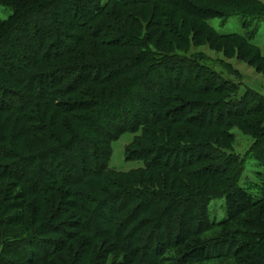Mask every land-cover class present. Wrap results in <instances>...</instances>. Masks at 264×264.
I'll list each match as a JSON object with an SVG mask.
<instances>
[{
  "label": "trees",
  "instance_id": "trees-1",
  "mask_svg": "<svg viewBox=\"0 0 264 264\" xmlns=\"http://www.w3.org/2000/svg\"><path fill=\"white\" fill-rule=\"evenodd\" d=\"M64 1L0 0V6L13 11L9 20H0V122L9 124V133L11 124H22L31 135L33 126L48 133L45 119L70 120L65 132L56 134L58 138L49 135L58 145L55 152H61L55 156L64 158L59 172L47 170L51 160L36 167L38 153L19 152L23 154L16 158V152L9 156L0 148V180L11 179L19 189L16 196L20 195L19 201L9 204L13 208L8 210L16 214H0V264H107L112 254H122L123 264H199L222 259L264 264V94L252 88L241 94V87L188 58L192 40L186 33L188 16L203 25L210 18L242 16L244 26L253 30V24L264 21V2ZM139 6L150 8L143 12ZM252 30L244 36H228L247 46L249 55L258 52L252 43L256 29ZM32 43L38 48L31 49ZM84 46L101 53L118 48L125 56L100 57L84 51ZM257 55L264 61V55ZM225 92L228 96L212 100ZM244 115L256 119L253 142L246 152L235 154L213 135L221 131L217 124L227 123L225 118ZM78 121L84 129L75 133ZM211 129V137H201V130ZM132 131H142L144 144L135 140L128 160L141 161L149 170L165 167L175 177L190 180H181L184 190L185 183L189 192L201 193L175 192L180 186L176 178L162 177L161 182L158 177L153 185L143 175L137 180L142 170L108 171L112 143ZM157 157H166L164 166L153 160ZM193 179L202 184L193 186ZM132 181L136 186L127 188ZM111 182H117V191H131L110 217L108 201L116 200L118 193L100 194ZM219 198L225 200L226 218L218 224L210 210ZM133 202L139 214L144 209L151 216L140 220L132 216L121 223L122 212L133 209ZM101 203L103 210L97 209ZM89 222L91 230L85 226ZM216 228L222 231L219 239L205 235ZM86 233L92 238L109 235L105 245L110 244L104 248L102 242L95 252Z\"/></svg>",
  "mask_w": 264,
  "mask_h": 264
},
{
  "label": "rangeland",
  "instance_id": "rangeland-1",
  "mask_svg": "<svg viewBox=\"0 0 264 264\" xmlns=\"http://www.w3.org/2000/svg\"><path fill=\"white\" fill-rule=\"evenodd\" d=\"M69 0H65L64 2H67ZM264 2V0H261ZM138 10H143L145 12L148 10L150 7L147 6H139ZM227 11V10H226ZM154 12V11H153ZM152 13V11L150 12ZM140 15L141 13L138 12ZM13 15L12 9L5 7V6H0V20H9L10 17ZM142 16V14L140 15ZM151 15L149 16V19L146 21L150 22ZM192 17L188 16L187 17V25H189L186 29V33L190 36L192 40L191 44V49L187 54L188 58H193L195 61H197L200 65H205L206 68L213 70L217 74H219L222 78L226 79L228 83L236 86V87H241L240 92L241 94L244 92L246 88H252L260 93L264 94V61L258 59L257 53L260 55H264V21L262 22H257V24H253L254 29H256V34L254 38L252 39V43L257 46L258 52L252 53L249 55L250 50L248 49L247 46H241L239 41L235 38H230L228 37L229 35H234V34H239V35H246L247 30L251 31L252 28H248L251 25L244 26V20L242 16H231L227 18H210L207 20V25H203V22L200 21V23L196 22H191ZM150 24V23H149ZM92 28V27H90ZM204 28V29H203ZM254 29L252 31H254ZM215 32V33H214ZM217 33V34H216ZM195 40V41H194ZM22 43V42H21ZM21 43L16 44L17 48L19 49V46ZM31 49H36L38 47L35 46V44L29 45ZM240 47V49H239ZM247 47V48H246ZM91 50L93 51V55L97 56H104L106 57H121L125 56V52L117 49L113 50H105L103 53H101V49L97 50L95 48L91 49L88 48L87 46L83 47V50ZM161 50L164 49V47L160 48ZM247 52V53H245ZM24 52H21L23 55ZM165 54V53H164ZM32 57L35 59V56L32 55ZM25 62H27V59L25 57H22ZM194 64V63H192ZM210 78V77H209ZM208 78V79H209ZM207 79V80H208ZM206 83V81L204 82ZM115 88L118 87V90H121L122 87L117 86L121 85L122 82L118 81L116 84L113 83ZM147 85L154 86L155 83L153 82H148L146 83ZM224 87V86H223ZM236 94L232 95L235 96ZM228 96V92L224 93L223 95H215L212 97V100H217V99H222L224 97ZM212 111H215V107L211 109ZM41 114V113H40ZM252 115H244V116H235L231 118H225L224 120H228L227 123L222 121V124H217L216 129L221 130L218 132V134L213 135L212 130H201L202 138L206 137H211V135L214 136L216 140H218V144L221 146L227 147L228 150H230L232 153L238 154V153H243L246 152V150L250 147L251 143L253 142V137L251 135L252 129L254 128L255 118L251 117ZM62 117V116H61ZM3 118H1L2 120ZM58 121L56 123L49 122V120L45 119L48 125V128H45L48 133H40V131L36 130V127H32V133L31 135H27V130L25 129V126L22 128V124H11L12 126V132H8V126L9 124H4V119L0 122V148H5L7 150V154L9 156L12 155V152H16L13 157L18 158V156L22 155L23 153L30 154L38 153L36 158V167L39 165L42 166H47V162H49V165L47 166V170L51 171H60L59 166L64 162V158L61 157H56L55 153H61L59 150L55 149L57 148V143L54 141L50 140L51 135L54 134H63L65 131V126L66 124H70V120H66V117L62 119L56 118ZM65 119V120H63ZM80 128L78 130H75V133L83 131V126L82 121H78ZM64 123V124H63ZM88 124V123H87ZM86 126V124H85ZM28 127V125L26 126ZM69 127V126H68ZM226 127V128H225ZM221 128V129H220ZM224 128V129H223ZM45 130V131H46ZM189 132L193 131L194 129H188ZM224 130V132H223ZM29 131V130H28ZM44 131V132H45ZM38 132V133H36ZM40 133V134H39ZM232 134V136L230 135ZM50 135V137H49ZM16 136V138L14 137ZM217 136V137H215ZM57 137V136H56ZM58 138V137H57ZM143 134L142 131H137L136 132H127L120 136L116 141L112 143L111 149L113 151V154L111 156V161L108 166V171H113L115 173H127V172H136L142 170V172L136 174L137 180H140V176L143 175V178L148 179L151 178L153 185L157 184V182L153 181L159 177V181H161V178L166 177L167 181H169L171 178H176L177 182L179 183V187H177L175 192H181V193H187L188 195H198L201 193L196 192V191H191L189 192V184H183L185 190L182 188V183L181 180L187 179L186 177H175L173 173L169 172V169H165V167H159L156 168L155 170H149L145 169L143 166L144 163L141 161H136V160H128V149H132L134 147L133 143L135 140L140 139V142L144 144V141L142 140ZM18 139V140H16ZM202 141L197 140V142ZM137 143V142H135ZM22 146L23 149L21 150L18 146ZM136 145V144H135ZM2 152V150H0ZM23 152V153H19ZM43 153V154H42ZM65 152L63 153V155ZM174 154L172 153V157ZM166 157H157V159H153L156 162L158 161L160 164L163 165V162L165 161ZM56 161L58 165L53 162ZM26 162V161H25ZM28 164V162H26ZM53 165L56 166L57 170H55L52 167ZM34 165V161L31 163V166ZM23 166H26V164H23ZM164 166V165H163ZM15 166H13L14 168ZM17 168V167H15ZM15 168L13 171H15ZM22 168V166H20ZM19 168V169H20ZM50 168V169H49ZM134 170V171H133ZM117 171V172H116ZM107 172V171H106ZM111 173V172H109ZM123 176V174H121ZM117 175L112 176V178H115ZM110 178V177H109ZM119 178V177H117ZM125 178V177H124ZM146 183H149L148 180H144ZM190 181V180H189ZM191 184L195 187L201 185L202 183L200 181H195V179L191 180ZM12 180L9 179L8 181H3L0 180V214H7V216H12L16 214L14 210H8L9 208H13L9 206L11 202H16L19 201L20 195L16 196V194L19 193V189L17 186H15V183H11ZM163 182V181H161ZM117 182H111L112 186H108V190H105V194H100L101 196L105 197L107 194H111L112 192H116L118 190L117 185L115 184ZM109 184V183H108ZM150 184V183H149ZM222 184V183H221ZM225 184V183H224ZM103 185H107L106 183H103ZM136 186V183L133 181L128 185L127 188ZM153 185L151 188H153ZM101 187V185H100ZM145 188H150L148 186H144ZM83 190L82 187H79ZM124 188V187H123ZM203 189V188H201ZM188 190V191H186ZM131 189L127 190L124 189L122 191H117L118 197H116V200L113 199V202L111 199L108 201L109 203H112V208L109 209V215L110 217L112 216L113 212L118 209L122 208V202H123V197H125ZM111 192V193H110ZM92 198H96V194L90 193ZM2 196H5L2 197ZM15 196V197H14ZM102 197V198H103ZM4 198L5 200H2ZM141 198V197H140ZM100 201V200H99ZM136 202H133V204L130 205V207H133V209H130L127 207V211L124 210L122 212V219L121 223H125L127 221V218L130 219V217H134L137 220H140L142 218H149L151 216V211H147L142 209L143 214H139L138 211H136ZM99 204V207L97 209L103 210V206ZM211 219H214L215 222L218 224L221 223L225 218H226V209H225V200L222 198H219L218 200H214L211 204ZM7 207L6 209L4 207ZM140 210V209H139ZM126 211V212H125ZM129 216V217H128ZM172 215L168 216V218H171ZM153 218V217H152ZM167 218V219H168ZM98 224H100L98 222ZM91 222H89L86 226L87 230H91ZM106 230H110V227L108 224H106L105 227ZM16 230L20 231L22 230L21 225H19ZM139 232V231H137ZM136 232V233H137ZM222 232V231H220ZM219 229H213L207 234H205L207 237H210L212 239H219L220 238V233ZM118 233V230H117ZM136 233L134 236H136ZM145 233V232H144ZM138 234V233H137ZM219 235V236H218ZM109 235H100L97 236L94 235L92 238V235L89 233H86L84 235L85 238L91 237L92 239L89 241H92V245L96 248L95 252L98 251V248H101L102 242H104L103 247L105 248L108 246L110 241L107 242L105 245L106 239ZM145 238V235H144ZM108 240H112L111 236L109 237ZM152 248H149V254L151 253ZM118 254V253H117ZM148 254V253H147ZM122 261V254H118L115 256L112 254L109 259L107 264H123L120 263ZM199 264H233L232 261L229 262L228 259H222V260H217V261H208V262H203Z\"/></svg>",
  "mask_w": 264,
  "mask_h": 264
}]
</instances>
